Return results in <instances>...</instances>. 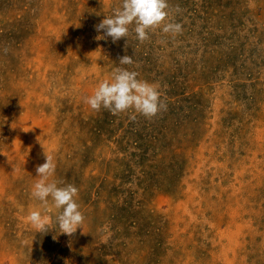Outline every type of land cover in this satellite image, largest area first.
<instances>
[{
  "label": "rangeland",
  "instance_id": "obj_1",
  "mask_svg": "<svg viewBox=\"0 0 264 264\" xmlns=\"http://www.w3.org/2000/svg\"><path fill=\"white\" fill-rule=\"evenodd\" d=\"M121 4L0 0V264H264V0H168L180 34L97 40ZM117 67L167 109H91ZM44 150L78 188L72 236L51 198L47 231L26 219Z\"/></svg>",
  "mask_w": 264,
  "mask_h": 264
},
{
  "label": "clouds",
  "instance_id": "obj_2",
  "mask_svg": "<svg viewBox=\"0 0 264 264\" xmlns=\"http://www.w3.org/2000/svg\"><path fill=\"white\" fill-rule=\"evenodd\" d=\"M168 7V0H122L121 6L116 8L111 16H106L96 25V31L104 33L96 39L111 37L115 43L121 38L128 37L129 26L132 25H134L133 31L136 38L141 43L149 39V30L157 27H160L164 34L172 36L180 34L183 25L168 19ZM133 63L132 57L127 55L119 58L120 65H132ZM85 103L96 111L104 108L113 115H118L132 110L146 118H153L162 110L167 109L158 85L138 79L136 71L121 67L114 70L112 82L108 80L100 82L93 94L85 98ZM131 118L136 117L132 115ZM37 139L39 141V137ZM44 155L45 162L37 165L35 169L37 179L32 186L31 195L41 202L45 212L32 210L26 219L38 231H47L51 218L45 213L50 210L49 198H51V206L55 209H62L56 216L60 233L72 236L78 228H82L81 225L85 220L76 202L78 188L73 184L60 187L55 180L50 181L49 178L54 175L56 165L52 155L45 150ZM102 231L107 232L108 226L105 225Z\"/></svg>",
  "mask_w": 264,
  "mask_h": 264
}]
</instances>
